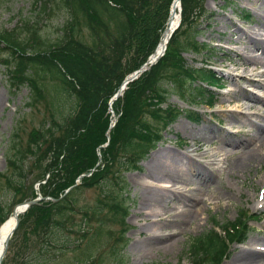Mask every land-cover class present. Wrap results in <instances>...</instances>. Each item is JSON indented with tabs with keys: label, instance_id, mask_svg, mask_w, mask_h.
Instances as JSON below:
<instances>
[{
	"label": "rangeland",
	"instance_id": "rangeland-1",
	"mask_svg": "<svg viewBox=\"0 0 264 264\" xmlns=\"http://www.w3.org/2000/svg\"><path fill=\"white\" fill-rule=\"evenodd\" d=\"M41 2L43 0H0V33L13 31L23 38L29 35L30 26L27 25L36 23L41 37L48 44L60 39L63 26L70 18L69 11L59 0H55L48 4L49 9L44 12ZM198 6L201 9L194 15L181 40L195 37L196 41L207 44L208 53L201 56L188 50L182 53V58L186 64L193 66L205 61L210 64L208 68L212 67L217 72L224 85L214 89V107H195L194 110L200 114L197 121L180 115L165 127L160 133L161 140L131 161L137 165V170L125 171L118 163H109L108 170L114 173L113 183L119 176L128 182L123 202L126 214H115L113 208L108 207L112 203L111 195L100 194V186L81 189L74 195L71 209L64 214L62 226L54 228L55 236L51 235L53 243L38 242L39 238L31 231L32 225L28 222L15 236L5 264H84L85 259H93L97 264H187L193 259L188 257L191 240L202 237L214 228L215 223L224 227L238 218L247 224L243 230L245 238L242 242L228 245L227 255L224 253L220 264H231L235 254L252 244L249 245L250 240L264 239V145L259 151L262 162L249 165L243 172H235L231 168L237 155L231 159H223L222 156L223 150L229 149L227 140L244 142L243 150L252 147L256 143L253 134L258 130V124L264 121V65L254 64L252 59L241 56L243 53L257 58L261 51L249 43L237 41L238 38L244 40L246 31L264 39L261 26L264 23V0H203ZM246 12L249 18H246ZM82 34L88 39L85 28H82ZM238 63H242V67L238 68ZM39 81L45 98L31 111L27 105L29 87L25 84L14 87L5 68L0 65V173H11L7 158L24 146L32 128L47 127L54 105L64 114L73 106L72 94L60 86L57 77L46 73L39 77ZM257 82L263 85L259 86ZM246 93H252L250 100L244 98ZM166 105H175L179 109L188 107L178 96L170 93L161 102V107ZM147 114L148 120L155 122L152 113ZM16 126L20 128L19 138L13 140L11 133ZM200 129H207L210 134L203 137L198 132ZM169 148L179 155H190L196 163L208 169V175L201 180V176L190 173L189 182L175 181L177 190L171 191L176 197L180 191L188 195L198 185L199 198L203 197L199 206L205 205V208L199 213V226H196V220L192 221L182 231L161 240L158 236L169 230L164 228L166 219L146 217L148 209L142 208L141 203L156 192L151 187L161 184L148 178L151 170L148 163L154 154ZM119 156L123 157L121 152ZM98 157L99 164L102 153L99 155L98 152ZM183 178L186 179V175ZM32 181L30 177L25 180L24 195H28ZM33 186L37 188L38 182H34ZM111 190L118 191L116 188ZM218 195L227 198H216ZM20 196H14L13 190L0 179V202L5 210ZM169 201L163 209L176 205L175 211H180L183 205L177 199L169 198ZM247 209L251 211L249 214L245 212ZM250 214L257 215L250 217ZM151 224L163 227L159 230L160 234L150 237ZM144 227L149 230V235ZM240 235L241 232L237 239ZM165 244L169 246L163 247Z\"/></svg>",
	"mask_w": 264,
	"mask_h": 264
},
{
	"label": "trees",
	"instance_id": "trees-1",
	"mask_svg": "<svg viewBox=\"0 0 264 264\" xmlns=\"http://www.w3.org/2000/svg\"><path fill=\"white\" fill-rule=\"evenodd\" d=\"M60 1L70 11L71 19L63 27L64 35L55 43L44 41L37 25L23 38L0 33V43L4 44L0 47L3 66L13 86L25 84L29 87L27 105L31 111L45 98L39 77L46 73L57 77L60 86L74 98L66 114L51 103L54 107L47 127L32 128L24 146L7 158L11 173H0V179L13 190L14 196L21 195L11 207L36 196L33 187L36 181H39L41 195L50 198L33 204L20 215L10 246L28 222L38 242L53 243L54 228L62 226L64 214L71 209L74 195L81 189L100 186V194L112 196L108 207L113 208L115 214L122 213L127 184L122 176L113 183L114 173L109 172V163L116 162L123 169L137 168L131 161L159 140L161 126H167L182 114L174 107L162 110L157 107V102L162 101L167 92L186 102L190 108L184 113L195 120L196 112L191 108L211 104L212 91L207 85L219 84L210 68L186 67L179 55V51L189 48L197 53L208 51L206 44H199L193 38L181 40L203 0H181V23L171 36L165 54L149 70L128 83L122 97L112 104L119 116L108 140V100L124 76L137 69L153 51L167 22L172 0ZM43 2L42 10L46 12L50 0ZM82 28L87 30L88 39L82 36ZM150 110L155 119L152 123L147 116ZM19 130L16 126L11 139L19 138ZM98 152L102 153L99 164ZM81 174L83 177L75 185ZM28 177L33 181L28 195H24ZM115 188L118 191L111 190ZM11 207L5 210L0 202V223L7 218ZM239 228L233 225L234 232L228 233L227 242L235 240ZM226 249L225 240L210 230L190 241L193 257L190 264H218ZM91 262L97 264L93 261L89 264Z\"/></svg>",
	"mask_w": 264,
	"mask_h": 264
},
{
	"label": "bare ground",
	"instance_id": "bare-ground-1",
	"mask_svg": "<svg viewBox=\"0 0 264 264\" xmlns=\"http://www.w3.org/2000/svg\"><path fill=\"white\" fill-rule=\"evenodd\" d=\"M180 3L178 0L173 1L172 6V16L170 18V23L168 25L167 31L158 46L156 53H159L163 48V44L166 43V39L168 34L171 32V29H175L178 24L179 14L178 7ZM261 26L264 30V23H261ZM264 39H260L255 37L253 32H244V40L238 38V42L240 43H249L251 46L261 51V55L257 58L254 56H247L245 54H241L243 59H252L254 64H263L264 65ZM155 53V54H156ZM239 54V53H238ZM242 63H238V67H242ZM230 78V77H227ZM259 86L263 84L257 82ZM245 99L250 100L252 98V93L243 94ZM262 101L264 99L262 98ZM264 118V117H263ZM185 128V126H183ZM199 134L203 137L208 136L210 132L207 129H200ZM256 138V143L252 146L243 150L242 147L245 145L244 142L241 141H231L227 140L229 149L223 150V159H231L232 156L237 155V160H233L231 163V168L234 169L235 172H243L246 167H250L249 165L261 163L262 156L260 154V149L264 145V121L258 124V130L253 134ZM240 149V150H238ZM148 167L151 168L148 172V178L152 179L156 182L161 183L158 187H151V190L154 189L156 192H153L149 195L146 200H143L142 208H147L148 218L153 217L157 219H166L164 223V228H169L168 231L162 233L158 236L161 240L170 237L182 231L184 226L190 224V222L196 220V226H199L198 216L201 211L204 210L205 205L199 206V202L203 201V197L199 198L198 192L200 188L198 185L194 187L193 191H191L188 195H186L183 191L181 194L177 195L173 193V189L177 190V187H174L176 184L175 181H190L188 174L192 173L195 176H201V180L207 177V168L201 166V164L196 163V160L192 158L188 154L179 155L173 149H164L154 154L150 162L148 163ZM222 165V164H221ZM220 165L219 169L222 168ZM186 175V179L183 178ZM147 181V180H146ZM171 182V184L169 183ZM149 183V182H148ZM147 183V185H149ZM179 191V190H178ZM216 198L226 199L227 197L215 196ZM169 198L177 199L180 205H183L180 208V211H175L176 205L171 208H165L169 203ZM198 208V210L195 208ZM250 212V211H249ZM15 224V216L11 214L7 220L0 227V250L4 244V238L7 233L11 230L13 225ZM157 224V223H153ZM152 225V224H151ZM163 227L158 225H152L150 227V237H154L160 234V231ZM149 235V230L145 227L143 228ZM252 243V244H251ZM251 244V245H250ZM249 247H244L243 251L238 252L234 255L231 260V264H264V239H252L250 240ZM169 244H165L163 247L167 248Z\"/></svg>",
	"mask_w": 264,
	"mask_h": 264
},
{
	"label": "water",
	"instance_id": "water-1",
	"mask_svg": "<svg viewBox=\"0 0 264 264\" xmlns=\"http://www.w3.org/2000/svg\"><path fill=\"white\" fill-rule=\"evenodd\" d=\"M166 30H167V29H166ZM166 30H165V31H166ZM163 48H164V45H163ZM154 59H155V58H154ZM153 61H154V60H153ZM153 61H152V60H148V61H147L143 66H141L140 69H139L138 71H136L131 77H126V78L124 79V81L122 82L121 87L118 89L116 95L113 97L112 100H114L115 98H117V97L121 94V92H122L123 89H124V84H125V83H127V82L130 81L132 78H134L137 74H139L141 71H143V70H145L147 67H149L148 63H152ZM112 100H111V101H112ZM39 200H40V198L33 199V200L28 201V202H24V203H22L20 206H23L24 209H25V208L29 207L30 205L37 203V201H39ZM24 209L20 210L19 207H16V208L13 209V214H14L15 217H16V223H15V225L13 226L12 230L7 234V236H6V238H5V245H4V248L2 249V252H1V254H0V263H1V259H2L3 255H4L5 252H6L7 244H8L9 238H10V236H11V233L14 231V229L16 228V226H17V224H18L17 214H18L19 212L22 213V211H23Z\"/></svg>",
	"mask_w": 264,
	"mask_h": 264
}]
</instances>
